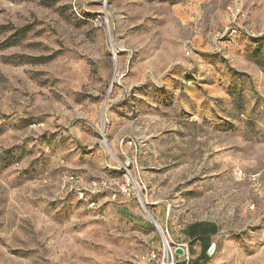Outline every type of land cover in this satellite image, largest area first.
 Masks as SVG:
<instances>
[{"label":"rangeland","instance_id":"1","mask_svg":"<svg viewBox=\"0 0 264 264\" xmlns=\"http://www.w3.org/2000/svg\"><path fill=\"white\" fill-rule=\"evenodd\" d=\"M197 222L264 264V0H0V264L192 263Z\"/></svg>","mask_w":264,"mask_h":264},{"label":"trees","instance_id":"2","mask_svg":"<svg viewBox=\"0 0 264 264\" xmlns=\"http://www.w3.org/2000/svg\"><path fill=\"white\" fill-rule=\"evenodd\" d=\"M187 233L189 234L190 238H192V245L194 246L195 242H199L201 245V254L198 258H196L192 263L189 259L188 261H176L175 264H206L211 259L212 256H209L208 250L210 249L211 245L213 244L211 239L213 236L217 235L219 229L216 224L209 223V222H197L190 225L186 229ZM191 254V248L189 249Z\"/></svg>","mask_w":264,"mask_h":264},{"label":"water","instance_id":"3","mask_svg":"<svg viewBox=\"0 0 264 264\" xmlns=\"http://www.w3.org/2000/svg\"><path fill=\"white\" fill-rule=\"evenodd\" d=\"M142 206H143L144 211L149 215V217L154 222V225L157 227L158 231H160L159 230L160 227L155 223L154 218L151 216V214L149 213V211L147 210V208L144 205H142ZM216 248H217L216 244H212L211 247H210V249L208 250V254L210 256H213L215 254V252H216ZM175 254L178 255V256H185L186 255V250H185V248L177 247V248H175Z\"/></svg>","mask_w":264,"mask_h":264},{"label":"bare ground","instance_id":"4","mask_svg":"<svg viewBox=\"0 0 264 264\" xmlns=\"http://www.w3.org/2000/svg\"><path fill=\"white\" fill-rule=\"evenodd\" d=\"M155 223L160 227V229H159L160 231H159V232H160L161 234H163V236H165V235H164L165 232L162 230L161 226H160L156 221H155Z\"/></svg>","mask_w":264,"mask_h":264},{"label":"built area","instance_id":"5","mask_svg":"<svg viewBox=\"0 0 264 264\" xmlns=\"http://www.w3.org/2000/svg\"><path fill=\"white\" fill-rule=\"evenodd\" d=\"M91 206L93 207V206H94V204L92 203V204H91ZM167 243H168V242H167ZM180 247H181V246H180Z\"/></svg>","mask_w":264,"mask_h":264},{"label":"crops","instance_id":"6","mask_svg":"<svg viewBox=\"0 0 264 264\" xmlns=\"http://www.w3.org/2000/svg\"><path fill=\"white\" fill-rule=\"evenodd\" d=\"M200 256V255H199Z\"/></svg>","mask_w":264,"mask_h":264}]
</instances>
